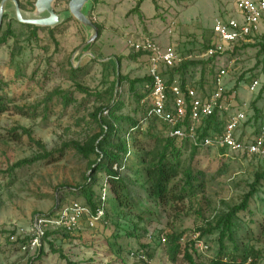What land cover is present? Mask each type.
Wrapping results in <instances>:
<instances>
[{
	"label": "rangeland",
	"instance_id": "rangeland-1",
	"mask_svg": "<svg viewBox=\"0 0 264 264\" xmlns=\"http://www.w3.org/2000/svg\"><path fill=\"white\" fill-rule=\"evenodd\" d=\"M137 1L90 0L88 17L102 30L81 51L79 47L90 32L68 13L69 0L52 2L54 11L65 13L66 18L54 26H38L35 35H31L28 24L15 20L14 5L6 2L0 26L4 30L10 25L14 35L0 46V95L6 106L0 113V264H69L67 261L73 264H184L180 256L176 262L170 261L164 250L166 245L158 244L160 235L171 232L168 212L148 201L137 186L133 193L139 201L129 210L130 216L120 220L122 228L131 229L141 211L145 215L144 222L139 224L136 236H122L114 242L110 238L112 225H98L74 234L59 232L43 243L39 257H36L38 250L23 252L8 240L11 231L29 226L35 214H46L57 204L83 200L72 194V189L83 183L88 171L86 160L72 147L63 149L60 155L58 150L66 143L84 142L89 134L97 131L90 115L102 104L96 95L102 94L115 80L116 73L130 79L147 76L149 61L146 56L130 58L136 52L128 46V38L148 35L162 47L173 46L181 61L195 62L183 77L175 73L173 84L183 82L185 87L194 88L199 94L211 91L214 77L224 69L223 82L232 98V109L244 110L246 114L240 135L254 134L264 125V50L259 51V44L264 42V18L259 32L247 43L208 60L204 53L213 41V21L232 13L234 0H143L138 11L132 12ZM20 2L25 11L34 10L27 0ZM117 58H120L118 65ZM72 69H77L73 77ZM160 70L164 68L160 66ZM167 70L165 74L163 71L164 80L170 74ZM254 79L258 80V85L251 92L248 86ZM53 90L65 92L73 101L64 107L58 94L49 97ZM114 95L122 104L119 113L141 120L149 105L147 97L137 103L126 81L115 87ZM254 102L259 110L256 119ZM151 124L158 132L163 130L159 122L142 123L137 136L139 147L148 148L152 144V139L144 136ZM22 128L28 129L33 140L43 144L47 151L54 152L53 158L9 169L16 161L41 152ZM135 148L130 146L128 170L135 166L132 155ZM188 154V150L182 152V164H190L199 172L203 187L181 207V213L187 215L179 219L175 227L178 231L184 230L185 235L180 240L183 246L196 240L193 245L196 252L212 256L219 248L218 230L199 238L196 228L213 220L215 212L238 204L255 173L261 170L263 161L232 154L222 156L212 148L200 149L193 160H189ZM127 174L131 179L137 177ZM148 208L152 214L148 213ZM234 224L238 248L253 247L259 252L256 264H264V179L247 210L235 216ZM118 233L122 235L123 231L118 230ZM106 239L113 244L112 248ZM142 243L149 244L151 256L146 260L132 254ZM224 244L227 251L233 249L228 239Z\"/></svg>",
	"mask_w": 264,
	"mask_h": 264
},
{
	"label": "trees",
	"instance_id": "trees-1",
	"mask_svg": "<svg viewBox=\"0 0 264 264\" xmlns=\"http://www.w3.org/2000/svg\"><path fill=\"white\" fill-rule=\"evenodd\" d=\"M20 1L17 0L18 5L22 11H25V6ZM34 1L35 0H27V4L32 8L34 7ZM93 1L97 2V0ZM142 1L143 0H138L131 11L137 12L139 4ZM10 4L12 3L10 2ZM22 15L24 17L28 16L25 13H22ZM94 24L97 28V36H99L102 28L99 24L95 22ZM27 26L31 28V35H35L38 26L29 24ZM13 35V30L10 25H7L4 30L0 26V46L6 44L7 40ZM50 36L53 37L51 32ZM259 46V51L262 52L264 50V42H261ZM139 56H146V54L144 52H136L135 55H131L130 58L137 59ZM208 60H211V57H209ZM194 63L195 62L192 61L182 60L177 65L163 70L165 71L164 74L167 73V69L170 70L169 77L165 80L166 92L169 97H171L169 87L174 83L173 75L178 73L179 76L183 77L187 68ZM116 64H120V58H117ZM163 71H161L162 77ZM76 72L77 69H72L70 73L71 76L73 77ZM123 81L128 83V89L136 96L137 103L148 95L149 91L144 87V84L150 81L148 75L130 79L126 75L116 73L115 80L110 83L102 94L96 95L102 100V104L95 107L90 115L98 127L97 131L89 134L84 142L74 141L66 143L58 150L60 155L63 149L72 147L82 159L86 160L88 171L87 174H84L83 183L72 189V194L80 196L83 200L81 202L78 200L72 201L80 202L94 210L96 206L100 205V194L104 190L106 194L104 201L105 214L104 219L99 225L104 227L112 225L114 230L110 238H113V241L116 242L122 236H136L135 233L139 230V224L144 222L145 215L141 214L140 211L131 229H124L120 225V220L129 217V210L135 208L136 202L139 201L138 196L133 193V189L137 186L144 192L148 201L161 210L168 212V215L171 217V232L164 236V243L160 242V238L158 241V244L162 243L166 245L164 250L170 261L176 262L180 256L184 264H247L248 259L256 264L259 255L257 250H254L253 247L240 250L236 245L234 235L237 226L234 224V219L238 213L247 210L251 197L257 192V187L264 179V160H262L263 164L261 170L255 173L253 181L249 184L248 191L243 194L240 202L228 207L226 211L219 213L215 212L213 220L205 222L203 225L196 228L199 238L211 235L214 231L218 230L217 242L219 248L217 252L212 256H204L197 253L193 247L196 240L191 241L189 244L185 243L183 246L180 240L183 239L185 235L184 230L178 231L175 227L176 222L187 215L186 213H181V207L185 205L186 201H191L196 197L198 194L197 191L202 189L203 183L200 181L199 172H195L190 164H182L180 157L184 150H188L189 160H193L195 155L202 148L193 145L188 138L181 139L168 136V126L156 118L144 120L147 109L144 111L141 120L133 116L119 113L122 104L115 98L114 89ZM137 84H139L138 87ZM178 86L182 90L185 88L183 82L178 84ZM54 94H58L64 107L68 106L69 103L73 101L65 92L59 90H53L49 97ZM254 105L255 102L252 106L256 119L259 110ZM5 110L4 97L0 95V113ZM18 110L20 111L21 108H18ZM104 111H107V113L104 114ZM22 113H24L23 110ZM147 121L159 122L163 130L158 132L153 124H151L144 136L152 139V144L148 146V148H142L138 145L137 136H139L141 132V124ZM188 121L189 109L187 106L184 124H187ZM223 124V116L217 112L203 118L197 131L199 138L211 136L215 132H220L223 128ZM22 132L27 134L30 141L34 142L41 152L31 158L16 161L9 166V169L19 168L49 157L53 158L54 152L47 151L43 144L37 140H33L31 132L28 129L22 128ZM130 146L136 147L132 154L135 166L128 170L127 161L132 153ZM220 151L221 153L224 152L223 149ZM128 172L132 176L137 177L131 179L127 174ZM55 207L56 205L54 209ZM54 209L49 212H52ZM148 213L152 214L153 211L148 208ZM112 214H114V216H111ZM142 229L146 234L145 228ZM118 230L123 231V234L120 235ZM58 234L59 232H47L43 238V242L48 241L47 237H51L52 239ZM148 236L150 237L151 234ZM225 239L232 242L233 249L231 251L226 250L224 244ZM106 241L109 242L108 244L112 248L113 244L110 243V240L106 239ZM49 246L53 247L52 243L49 242ZM51 250L55 252L59 251L53 248H51ZM41 251L42 247L39 248L36 257L40 256ZM59 254L64 257L61 252H59ZM132 254H139L144 256L145 259H147L146 257L150 258L149 244H140V247L132 252ZM144 258L141 260H144ZM67 262L73 264L70 261Z\"/></svg>",
	"mask_w": 264,
	"mask_h": 264
},
{
	"label": "built area",
	"instance_id": "built-area-1",
	"mask_svg": "<svg viewBox=\"0 0 264 264\" xmlns=\"http://www.w3.org/2000/svg\"><path fill=\"white\" fill-rule=\"evenodd\" d=\"M264 18V0H234L232 13L218 16L212 24L213 41L207 47L206 57L216 56L237 45L247 43L260 29ZM127 44L135 52H144L149 61L148 76L150 81L144 84L149 91L146 96L149 105L144 120L156 118L168 126L167 135L177 138H188L200 148H212L222 156H245L264 160V125L257 132L242 136L240 129L246 119L244 110L232 109V98L228 96L223 78L224 69H220L213 79V88L207 93H198L196 89L185 87L183 90L176 84L169 87L171 97L167 95L165 80L160 66L171 68L181 61L180 55L173 46H160L152 37L140 35L130 37ZM258 80L254 79L248 86L254 91ZM145 97V98H146ZM188 106L189 121L184 124ZM217 112L223 116L224 124L220 132L199 138L198 127L201 120ZM107 111H104L106 114ZM221 149L224 150L221 153ZM105 191L100 194V205L92 210L89 206L77 201L56 205L52 212L37 213L29 226L11 231L8 240L23 252L39 250L47 232L73 234L82 229H92L99 225L105 214ZM48 240L51 237H47ZM160 241L165 237L160 235ZM140 259L144 256L138 254ZM144 260H146L144 258ZM247 264H254L250 259Z\"/></svg>",
	"mask_w": 264,
	"mask_h": 264
},
{
	"label": "water",
	"instance_id": "water-1",
	"mask_svg": "<svg viewBox=\"0 0 264 264\" xmlns=\"http://www.w3.org/2000/svg\"><path fill=\"white\" fill-rule=\"evenodd\" d=\"M54 0H35L33 11H22L18 5L17 0H1L0 1V25L5 11L3 5L5 2H11L16 11L25 13L30 19H22L17 17L18 22H22L35 26H54L66 18L65 13H56L53 9L52 2ZM90 0H69L68 13L76 18L81 25L90 32L89 38L79 47V51L94 41L97 37V28L95 24L89 19L87 10Z\"/></svg>",
	"mask_w": 264,
	"mask_h": 264
},
{
	"label": "bare ground",
	"instance_id": "bare-ground-1",
	"mask_svg": "<svg viewBox=\"0 0 264 264\" xmlns=\"http://www.w3.org/2000/svg\"><path fill=\"white\" fill-rule=\"evenodd\" d=\"M5 6H6V2L3 5V11H4V7ZM14 10H15V13H14L15 18H17V17H20L22 19H30V18H32V17H28V16L27 17H24L21 12L16 11L15 7H14Z\"/></svg>",
	"mask_w": 264,
	"mask_h": 264
},
{
	"label": "crops",
	"instance_id": "crops-1",
	"mask_svg": "<svg viewBox=\"0 0 264 264\" xmlns=\"http://www.w3.org/2000/svg\"><path fill=\"white\" fill-rule=\"evenodd\" d=\"M138 59V58H137ZM146 76V75H145Z\"/></svg>",
	"mask_w": 264,
	"mask_h": 264
}]
</instances>
